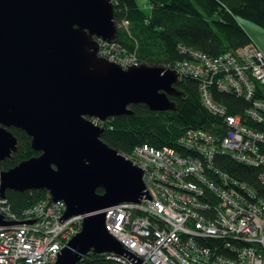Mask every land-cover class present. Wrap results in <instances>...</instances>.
<instances>
[{
  "label": "water",
  "instance_id": "95a60500",
  "mask_svg": "<svg viewBox=\"0 0 264 264\" xmlns=\"http://www.w3.org/2000/svg\"><path fill=\"white\" fill-rule=\"evenodd\" d=\"M115 11L112 0H0V162L18 150L12 128L40 153L0 171V195L46 190L66 203L65 219L84 217L56 264H78L89 253L135 257L107 230L102 211L140 203L143 172L103 142L106 129L92 119L133 115L137 105L173 111L169 96L180 95L175 71L125 70L98 56L94 38H118Z\"/></svg>",
  "mask_w": 264,
  "mask_h": 264
},
{
  "label": "built area",
  "instance_id": "2783aa9c",
  "mask_svg": "<svg viewBox=\"0 0 264 264\" xmlns=\"http://www.w3.org/2000/svg\"><path fill=\"white\" fill-rule=\"evenodd\" d=\"M117 25L121 30L129 23ZM98 42L100 58L125 70L142 65L137 52L128 53L118 41ZM179 49L189 59L166 69L199 81L203 106L220 124L190 129L175 146L142 145L122 154L142 170L145 194L140 203L106 209V228L136 258L100 255L118 264H264V192L215 163L227 156L253 167L264 187V53L252 37L219 57ZM213 89L239 96L249 107L230 114ZM92 122L102 128L107 123ZM66 213V203L49 192L21 212L0 195V217L9 223L0 225V264H56L83 230L84 217L65 219Z\"/></svg>",
  "mask_w": 264,
  "mask_h": 264
},
{
  "label": "trees",
  "instance_id": "16d2710c",
  "mask_svg": "<svg viewBox=\"0 0 264 264\" xmlns=\"http://www.w3.org/2000/svg\"><path fill=\"white\" fill-rule=\"evenodd\" d=\"M116 21L128 22L127 29L119 30L116 41L128 53L137 52L142 65L168 68L189 56L180 46L191 48L211 57L222 56L250 42L243 22H250L264 31V0H149L150 13L137 0H114ZM180 95H170L176 110L155 112L145 105L133 106L134 114L110 119L102 136L110 148L120 154H129L142 145L162 148L175 146L190 129H209L219 126L203 106L199 81L180 78ZM214 99L233 115L241 114L249 104L241 97L214 90ZM264 93V89H262ZM19 139V149L12 158L0 164V171H9L21 162L38 157L31 138L22 130L12 128ZM172 142V143H170ZM157 145V146H156ZM216 166L237 181L247 183L264 192L259 181L260 171L238 163L227 156H218ZM46 190L24 193L8 190L6 197L13 209L21 212L47 195ZM99 194H104L102 189ZM211 245L223 243L210 241ZM78 264H118L98 254L89 253Z\"/></svg>",
  "mask_w": 264,
  "mask_h": 264
},
{
  "label": "crops",
  "instance_id": "0c3cea01",
  "mask_svg": "<svg viewBox=\"0 0 264 264\" xmlns=\"http://www.w3.org/2000/svg\"><path fill=\"white\" fill-rule=\"evenodd\" d=\"M245 29L247 30L248 34L258 42L261 46L262 50L264 51V31L257 28L254 25H246Z\"/></svg>",
  "mask_w": 264,
  "mask_h": 264
},
{
  "label": "rangeland",
  "instance_id": "374dc122",
  "mask_svg": "<svg viewBox=\"0 0 264 264\" xmlns=\"http://www.w3.org/2000/svg\"><path fill=\"white\" fill-rule=\"evenodd\" d=\"M148 1L149 0H137V2H138V4H139V6L145 11V12H147V13H150V7L148 6ZM243 24H244V26L245 27H247L246 25H253V24H251L250 22H243ZM127 27H128V25H127ZM127 27H125V25H124V27L122 28V30L123 29H127ZM263 31V30H262ZM258 43V42H257ZM259 45V44H258ZM260 46V45H259ZM260 48H261V46H260ZM261 50H262V48H261ZM262 52L264 53V51L262 50Z\"/></svg>",
  "mask_w": 264,
  "mask_h": 264
},
{
  "label": "flooded vegetation",
  "instance_id": "af4514ba",
  "mask_svg": "<svg viewBox=\"0 0 264 264\" xmlns=\"http://www.w3.org/2000/svg\"><path fill=\"white\" fill-rule=\"evenodd\" d=\"M94 39L96 40V38H94ZM15 129H16V128H15ZM10 131H11V129H10ZM17 139H18V138H17ZM18 141H19V139H18ZM19 144H20V141H19ZM18 149H19V145H18ZM17 151H18V150H17ZM15 153H16V152H15ZM15 153H13V155H14ZM12 157H13V156H12ZM12 157H11V158H12ZM9 159H10V158H9ZM3 162H4V161L0 162V164L3 163Z\"/></svg>",
  "mask_w": 264,
  "mask_h": 264
},
{
  "label": "bare ground",
  "instance_id": "6f19581e",
  "mask_svg": "<svg viewBox=\"0 0 264 264\" xmlns=\"http://www.w3.org/2000/svg\"><path fill=\"white\" fill-rule=\"evenodd\" d=\"M199 89H202V85H199ZM170 143H172V142H170ZM172 144H173V143H172ZM147 145H148V144H147ZM156 146H157V145H156ZM157 148H158V146H157ZM105 210H106V209H105ZM105 210H103L102 212L105 213V212H104Z\"/></svg>",
  "mask_w": 264,
  "mask_h": 264
}]
</instances>
